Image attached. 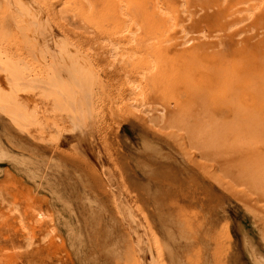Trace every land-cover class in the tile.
Returning a JSON list of instances; mask_svg holds the SVG:
<instances>
[{
    "label": "rangeland",
    "instance_id": "374dc122",
    "mask_svg": "<svg viewBox=\"0 0 264 264\" xmlns=\"http://www.w3.org/2000/svg\"><path fill=\"white\" fill-rule=\"evenodd\" d=\"M163 1L0 0V264H264V0Z\"/></svg>",
    "mask_w": 264,
    "mask_h": 264
},
{
    "label": "bare ground",
    "instance_id": "6f19581e",
    "mask_svg": "<svg viewBox=\"0 0 264 264\" xmlns=\"http://www.w3.org/2000/svg\"><path fill=\"white\" fill-rule=\"evenodd\" d=\"M162 2L164 3L163 0H162ZM160 3H161V2H160ZM168 3H169V2H168ZM158 4H159V2H158ZM164 4H165V3H164ZM156 5H157V4H156ZM167 5H168V4H167ZM170 5H172V4H169V6H170ZM169 6H168V8H169ZM172 6H173V5H172ZM157 7H158V6H157ZM164 7H165V6H164ZM170 7H171V6H170ZM168 8H167V10H169ZM171 8H173V7H171ZM127 9H128V8H127ZM127 9H125V7L123 6V8H122V13H123V14H125V13L128 14L127 11H126ZM160 9H161V6H160ZM173 9H174V8H173ZM171 10H172V9H171ZM160 11H162V10H160ZM163 11H164V10H163ZM163 11H162V13H164ZM170 12H171V11H170ZM172 12H173V11H172ZM165 13H167V12L165 11ZM166 15H168V14H166ZM169 18H170V15H169ZM173 19H174V18H173ZM127 26H129V25H127ZM114 49H115V48H114V46H113L112 51H113ZM223 50H224V49H222V53H220V54H223ZM234 50H235V49H234ZM232 54H233V53H232ZM223 58H224V56H223ZM221 60H222V61H221ZM221 60H220V61L218 60V61H219V62H223V63L226 62V58H225V60H223V59H221ZM215 61H216V60H215ZM215 61H214L213 64H212L213 66H214V64H215ZM218 61H217V62H218ZM233 63H235V62H233ZM233 63H230V64H231V66H232L233 68H235V66L237 65V63H235V64H233ZM246 63H248V62H246ZM216 64L218 65V63H216ZM216 64H215V65H216ZM220 64H221V63H220ZM217 65H216V66H217ZM221 65H222V64H221ZM221 65H219V66L221 67ZM219 66L216 67V68H220ZM223 66H224V64H223ZM231 66H230V68H231ZM227 67H229V64L227 65ZM236 67H237V66H236ZM214 68H215V66H214ZM216 68H215V69L212 68V70H216V74L222 72L221 70H217ZM221 68H223V67H221ZM221 68H220V69H221ZM230 68H229V70H230ZM229 70H228V71H229ZM237 70H238V69H237ZM217 71H221V72H217ZM232 71H233V70H232ZM232 71H230V72H232ZM214 72H215V71H214ZM238 72H239V71H238ZM212 74H215V73H213V71H212ZM216 74L213 75V76H216ZM228 74H229V73H228ZM231 74H232V73H231ZM218 75H219V74H218ZM218 75H217L216 78H218ZM220 75L222 76V73H221ZM224 75H225V74H224ZM225 76H227V75H225ZM4 77H5V75H2V79H3ZM219 77H220V76H219ZM0 78H1V76H0ZM220 78H221V77H220ZM222 78H223V76H222ZM222 78H221V79H222ZM226 78H227V77H225V79H226ZM221 79H220V81H221ZM213 80H214V79H213ZM218 80H219V79H218ZM222 80L224 81V79H222ZM226 80H227V79H226ZM226 80H225V81H226ZM223 81H222V83H224ZM213 82H214V81H213ZM211 83H212V82H211ZM211 83H210V84H211ZM220 83H221V82H220ZM213 84H215V83H213ZM225 85H226V83H225ZM211 86H213V85H211ZM211 86H210V87H211ZM219 86H223V85L220 84ZM134 87H138V86L135 85ZM219 88H220V89H223V87H219ZM224 89H225V86H224ZM209 140H210V139H209ZM207 142H208V141H207ZM210 144H211V143H210ZM204 145H205V144H204ZM204 145H203V146H204ZM207 145H208V144H207ZM218 148H219V147H218ZM215 149H216V148H215ZM217 150H218V149H217ZM213 151H214V150H213ZM218 152H220V151L218 150ZM214 153H216V152H214ZM217 154H218V153H217ZM222 154H223V153H222ZM218 156H219V155H218ZM220 156H221V155H220ZM258 156H259V154H258ZM214 157H217V155L214 156ZM218 158H219V157H218ZM222 158H223V157H222ZM222 158H220V159H222ZM215 159H216V158H215ZM215 159H214V160H215ZM220 159H218V160H220ZM256 160H257V159H256ZM258 160H259V158H258ZM223 161H225V160H223ZM255 162H256V161H255ZM255 162H254V163H255ZM222 163H223V162H222ZM250 163H251V162H250ZM257 163H258V161H257ZM263 163H264V161H263ZM263 163H262V166H263ZM224 164H225V163H224ZM252 164H253V162H252ZM252 164H250L251 166H250V165H248V166L252 167ZM258 166H259V164H258ZM250 167H249V168H250ZM260 167H261V165H260L259 167H257L256 169L258 170V168L260 169ZM256 169H254V170H256ZM257 170H256V171H257ZM258 171H259V170H258ZM260 171H261V169H260ZM263 171H264V170H263ZM252 173H253V172H252ZM256 173H257V172H256ZM257 174H259V173H257ZM253 175H254V174H253ZM260 175H261V173H260ZM259 177H260V176H259ZM259 177H258V179H259ZM260 178L262 179V178H264V177L261 175ZM255 180H256V178H255ZM256 252H257V251H256ZM87 255H88V254H87ZM258 255H260V254H258ZM262 256H263V255H262ZM262 256H260V258H262ZM256 258H258V257H256ZM260 262H262V260L259 259V263H258V264H260Z\"/></svg>",
    "mask_w": 264,
    "mask_h": 264
},
{
    "label": "crops",
    "instance_id": "0c3cea01",
    "mask_svg": "<svg viewBox=\"0 0 264 264\" xmlns=\"http://www.w3.org/2000/svg\"><path fill=\"white\" fill-rule=\"evenodd\" d=\"M152 2L154 1V0H151ZM167 1H170V0H167ZM171 1H173V0H171ZM174 2H178V0H174Z\"/></svg>",
    "mask_w": 264,
    "mask_h": 264
}]
</instances>
